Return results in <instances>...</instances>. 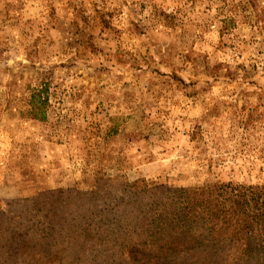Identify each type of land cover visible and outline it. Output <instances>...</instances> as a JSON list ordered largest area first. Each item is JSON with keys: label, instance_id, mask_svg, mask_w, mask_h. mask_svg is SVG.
<instances>
[{"label": "rangeland", "instance_id": "374dc122", "mask_svg": "<svg viewBox=\"0 0 264 264\" xmlns=\"http://www.w3.org/2000/svg\"><path fill=\"white\" fill-rule=\"evenodd\" d=\"M136 181L264 186V0H0V258L35 202Z\"/></svg>", "mask_w": 264, "mask_h": 264}, {"label": "trees", "instance_id": "16d2710c", "mask_svg": "<svg viewBox=\"0 0 264 264\" xmlns=\"http://www.w3.org/2000/svg\"><path fill=\"white\" fill-rule=\"evenodd\" d=\"M42 95L33 96L38 98L36 115L44 112ZM119 188L117 200L104 192L107 208L97 213L92 192L58 190L35 202L43 206L38 210L43 218L39 238L11 231L4 244L11 255L0 258V264H264V186L228 182L165 188L136 181ZM110 203L122 209L116 223L109 220L114 212ZM97 214H107L113 229L100 230L91 221ZM6 220L0 213V223ZM6 231L0 229V234ZM98 243L102 254L76 255Z\"/></svg>", "mask_w": 264, "mask_h": 264}]
</instances>
